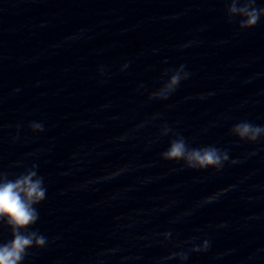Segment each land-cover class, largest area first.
<instances>
[{"label":"clouds","instance_id":"9594fccd","mask_svg":"<svg viewBox=\"0 0 264 264\" xmlns=\"http://www.w3.org/2000/svg\"><path fill=\"white\" fill-rule=\"evenodd\" d=\"M238 4L240 6H238ZM256 0H231L227 8L229 20L239 16L241 30L254 28L260 18L264 16V7H256ZM127 65H125V68ZM123 71V69H122ZM168 75V72L165 73ZM189 73L181 65L171 73L167 82L157 91L151 93V97L161 100L168 99L179 86L182 80L187 79ZM29 127L33 132H42L44 126L39 122H32ZM170 129L164 128L162 135H167ZM231 134L239 140L248 143H256L264 138V126L254 125L243 121L233 126ZM161 158L168 162H183L184 166L192 170H206L209 168L222 170L224 164L229 161L226 150H221L213 145L199 148L189 147L183 136H177L170 141L168 148L163 151ZM235 162V161H233ZM33 165L31 169L20 174L14 180L8 179L6 174L0 173V221L11 230L12 239L0 244V264H23L28 250L36 247L43 248L47 244V238L38 231H29L39 219L36 205L46 198L47 189L44 187V179L39 176ZM216 196H209L207 201H212ZM165 234V239L168 238ZM207 241L201 247H193V252L207 251ZM180 256L181 260L187 259L183 253H172V256Z\"/></svg>","mask_w":264,"mask_h":264}]
</instances>
